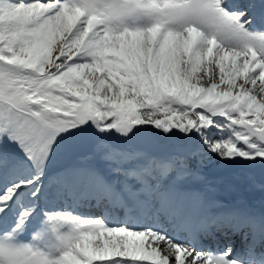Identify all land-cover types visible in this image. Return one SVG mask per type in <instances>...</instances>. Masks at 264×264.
<instances>
[{
  "label": "snow or ice",
  "instance_id": "1",
  "mask_svg": "<svg viewBox=\"0 0 264 264\" xmlns=\"http://www.w3.org/2000/svg\"><path fill=\"white\" fill-rule=\"evenodd\" d=\"M232 179L264 193V0H0V264H264Z\"/></svg>",
  "mask_w": 264,
  "mask_h": 264
},
{
  "label": "bare ground",
  "instance_id": "2",
  "mask_svg": "<svg viewBox=\"0 0 264 264\" xmlns=\"http://www.w3.org/2000/svg\"><path fill=\"white\" fill-rule=\"evenodd\" d=\"M218 185L220 187L222 186V184H218ZM227 188L230 189L229 192L231 194V198L229 199V204H232V205H235V206H241V207L249 208L252 211L256 212L257 214L261 213L262 209L260 207H257L254 210V204L250 201L252 199L259 200L260 198L257 197L255 194H252L249 191V188H248L246 183H244L243 181H240V182H237V183L233 184V182H232L231 184L226 186L224 189H222L223 191H220V192H224V190H226ZM214 196H215V198L217 200H219L223 204L227 205V203L224 200V198H225L224 195H222L221 197H218L217 194H216V191H215L214 192Z\"/></svg>",
  "mask_w": 264,
  "mask_h": 264
},
{
  "label": "rangeland",
  "instance_id": "3",
  "mask_svg": "<svg viewBox=\"0 0 264 264\" xmlns=\"http://www.w3.org/2000/svg\"><path fill=\"white\" fill-rule=\"evenodd\" d=\"M207 174L208 175H216V172L212 170L211 168L207 169Z\"/></svg>",
  "mask_w": 264,
  "mask_h": 264
}]
</instances>
